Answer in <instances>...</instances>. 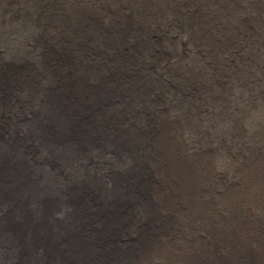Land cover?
<instances>
[{"label":"bare ground","instance_id":"1","mask_svg":"<svg viewBox=\"0 0 264 264\" xmlns=\"http://www.w3.org/2000/svg\"><path fill=\"white\" fill-rule=\"evenodd\" d=\"M14 3L0 15V264H264V176L221 188L227 131L209 139L203 77L145 73L141 36L164 3Z\"/></svg>","mask_w":264,"mask_h":264},{"label":"rangeland","instance_id":"2","mask_svg":"<svg viewBox=\"0 0 264 264\" xmlns=\"http://www.w3.org/2000/svg\"><path fill=\"white\" fill-rule=\"evenodd\" d=\"M161 1L165 14L147 20L141 36L154 47L145 73L182 84L190 66L203 77L197 104L212 112L209 139L217 126L227 131L222 189L246 185L251 170L264 176V0ZM14 2L0 0V15L10 17ZM255 216L264 222V213Z\"/></svg>","mask_w":264,"mask_h":264}]
</instances>
